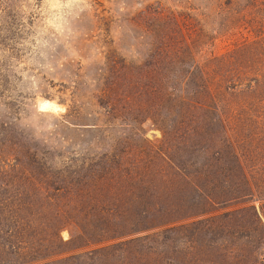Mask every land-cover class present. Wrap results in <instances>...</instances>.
Listing matches in <instances>:
<instances>
[{
    "label": "rangeland",
    "instance_id": "374dc122",
    "mask_svg": "<svg viewBox=\"0 0 264 264\" xmlns=\"http://www.w3.org/2000/svg\"><path fill=\"white\" fill-rule=\"evenodd\" d=\"M195 65L255 86L223 98L241 163L211 162L221 202L191 188L203 159L145 87ZM1 166L29 264H264L246 211L219 217L258 211L245 180L264 197V0H0Z\"/></svg>",
    "mask_w": 264,
    "mask_h": 264
},
{
    "label": "trees",
    "instance_id": "16d2710c",
    "mask_svg": "<svg viewBox=\"0 0 264 264\" xmlns=\"http://www.w3.org/2000/svg\"><path fill=\"white\" fill-rule=\"evenodd\" d=\"M226 72L224 75L218 74L217 76L208 77L207 71L201 65H195L184 69L183 77L178 81L163 84L158 81L145 84L146 89L152 94L154 92L158 93L160 88H164L163 90L170 107L169 110L175 112V122L183 126L184 142L191 145L192 147L189 148L193 149L195 154L203 159L200 165L194 167L193 171L195 172L196 170L198 176L204 177V182L200 184L194 183L191 188L195 191H202L207 202H221L219 201L221 200L219 191L225 186L215 183L216 177L211 174V162L224 157L239 163V165L241 163L239 160L240 153L234 147L233 141L228 135L229 115L226 113L223 98L231 95L234 91L245 89L240 87V81L244 82L242 84L243 87L250 90L255 89L254 85L245 83L244 79L235 77L234 73H230V69H226ZM228 73L234 76L228 77ZM255 81H257L256 77ZM193 108L203 109V111L197 113ZM166 157L169 160L168 165L174 167L175 171L179 175L181 174V177H189L190 172L183 165L187 164L189 160L187 162L184 161V163L180 162V164L174 163L169 156ZM3 173H6V170L1 166L0 174L2 177ZM228 182L233 184L232 182L234 181L228 180ZM243 182L245 186L247 184V189L245 191L235 189L233 192L236 194L233 196L240 197L243 200L242 202H248L251 199L257 200L259 202L258 211L253 203H248L236 210L223 211L219 214V217L229 218L238 211H246L249 220L260 231L255 238L264 243V223L260 219V216L264 219V197L257 193L248 181L245 180ZM215 192L217 193L216 197ZM7 199V197H0V201H6ZM206 219L208 218L206 217ZM24 223L28 225V221H25V217L19 211L0 209V264H29L30 261L24 259L25 255L22 251V247L25 244L22 237ZM10 251L15 254L13 259L5 256ZM252 252V257H254L253 264H262L259 257L260 253L256 250H252Z\"/></svg>",
    "mask_w": 264,
    "mask_h": 264
}]
</instances>
